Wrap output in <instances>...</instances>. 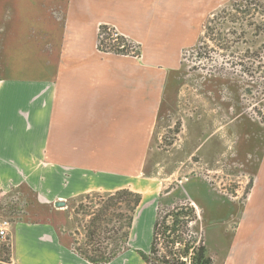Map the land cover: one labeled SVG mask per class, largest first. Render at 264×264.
Masks as SVG:
<instances>
[{
	"label": "crops",
	"instance_id": "0c3cea01",
	"mask_svg": "<svg viewBox=\"0 0 264 264\" xmlns=\"http://www.w3.org/2000/svg\"><path fill=\"white\" fill-rule=\"evenodd\" d=\"M218 1L5 0L10 36L0 38V195L36 187L41 171L69 175L64 194L45 212L48 221L10 223L12 264H90L73 250L75 197L120 189L159 195L153 141L167 127L169 109L183 101L181 52L197 40L202 12ZM100 26L137 45L139 56L99 51ZM235 155L244 156L239 148ZM217 158L210 152L204 165ZM254 173L244 206L230 212L235 228H220L208 249L213 264H264V149ZM58 201L66 206L55 208ZM150 202L142 207V197L135 214ZM131 231L122 254L127 264L135 263L132 253L135 264H145L136 253L143 247L130 245Z\"/></svg>",
	"mask_w": 264,
	"mask_h": 264
},
{
	"label": "rangeland",
	"instance_id": "374dc122",
	"mask_svg": "<svg viewBox=\"0 0 264 264\" xmlns=\"http://www.w3.org/2000/svg\"><path fill=\"white\" fill-rule=\"evenodd\" d=\"M3 3L5 0H0V38L10 36L2 20ZM197 34L195 43L185 48L179 59L177 80L183 83V101L169 109L167 127L153 141L157 149L152 155V172L157 178L153 182L159 195H143L142 207L151 199L150 207L135 214L130 245L143 247L144 253L149 250L159 201L167 208L180 203L194 205L197 221L189 232H183V238H195L208 250L221 237L217 234L220 228H235L237 221L230 219V212L244 206L252 181L257 179L254 171L264 149V0L218 1L214 9L202 12ZM112 38L111 43H105L116 47ZM215 126L220 129L216 131ZM238 148L244 155L241 160L235 155ZM210 152L218 158L207 166L204 163ZM67 175L41 171L36 187H18L0 195V220L48 221L45 212L53 207L55 197L64 194ZM81 197L73 200L78 204ZM83 225L85 220L78 216L74 232L78 241L83 237ZM7 237L0 240V264H8L1 249L8 245ZM131 261L139 262L135 253ZM110 264H127L125 255Z\"/></svg>",
	"mask_w": 264,
	"mask_h": 264
},
{
	"label": "trees",
	"instance_id": "16d2710c",
	"mask_svg": "<svg viewBox=\"0 0 264 264\" xmlns=\"http://www.w3.org/2000/svg\"><path fill=\"white\" fill-rule=\"evenodd\" d=\"M109 36L108 28L100 26L97 42L99 51L129 55L126 47L123 50L118 46L108 49L107 46L103 47ZM117 40L119 46H129L123 37ZM135 56H139L138 50ZM81 196L82 200L78 204L73 200L71 207L75 216L85 220V225L81 226L83 237L80 241L75 237L73 250L90 264H110L128 249L133 219L142 197L129 189ZM157 204L148 253L136 251L142 261L145 264H213L209 251L200 241L183 238V232H189L191 225L197 221L195 207L191 203L175 204L168 208L160 201ZM161 239L163 241L159 243ZM160 245L163 248H159ZM1 249L5 251V261L9 264V245H3Z\"/></svg>",
	"mask_w": 264,
	"mask_h": 264
},
{
	"label": "built area",
	"instance_id": "2783aa9c",
	"mask_svg": "<svg viewBox=\"0 0 264 264\" xmlns=\"http://www.w3.org/2000/svg\"><path fill=\"white\" fill-rule=\"evenodd\" d=\"M108 33H110V36L109 37H111V38L112 37H115V38H112L113 39L112 41L113 42H117V46H118V48L120 50H123L126 47L127 50L129 51V56L138 57V56H135V51L138 50V52H139V47L137 45H135L133 43H130L129 41H127L124 38L125 41L128 43L129 46H124V44H122V45L119 46L117 39H118V37H121V36H119L111 28H108ZM106 41H108V44L111 43V41H109V38ZM108 44H106L107 45V48H111V46H109ZM9 226H10V223L7 220H4V219L3 220H0V240H5L6 239Z\"/></svg>",
	"mask_w": 264,
	"mask_h": 264
},
{
	"label": "water",
	"instance_id": "95a60500",
	"mask_svg": "<svg viewBox=\"0 0 264 264\" xmlns=\"http://www.w3.org/2000/svg\"><path fill=\"white\" fill-rule=\"evenodd\" d=\"M65 206H66V203L62 202V201H58V202L54 203V207L57 208V209L64 208Z\"/></svg>",
	"mask_w": 264,
	"mask_h": 264
}]
</instances>
